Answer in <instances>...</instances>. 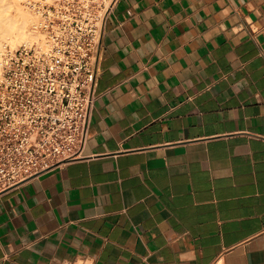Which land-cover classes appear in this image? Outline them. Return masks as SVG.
<instances>
[{
  "label": "crops",
  "instance_id": "0c3cea01",
  "mask_svg": "<svg viewBox=\"0 0 264 264\" xmlns=\"http://www.w3.org/2000/svg\"><path fill=\"white\" fill-rule=\"evenodd\" d=\"M81 157L0 191V264H264V0H118Z\"/></svg>",
  "mask_w": 264,
  "mask_h": 264
},
{
  "label": "built area",
  "instance_id": "2783aa9c",
  "mask_svg": "<svg viewBox=\"0 0 264 264\" xmlns=\"http://www.w3.org/2000/svg\"><path fill=\"white\" fill-rule=\"evenodd\" d=\"M118 0H24L41 40L0 53V191L81 157Z\"/></svg>",
  "mask_w": 264,
  "mask_h": 264
},
{
  "label": "bare ground",
  "instance_id": "6f19581e",
  "mask_svg": "<svg viewBox=\"0 0 264 264\" xmlns=\"http://www.w3.org/2000/svg\"><path fill=\"white\" fill-rule=\"evenodd\" d=\"M31 21L27 11L20 10L15 3L0 0V51L5 43L12 46L21 42L32 43L33 34L29 30Z\"/></svg>",
  "mask_w": 264,
  "mask_h": 264
},
{
  "label": "rangeland",
  "instance_id": "374dc122",
  "mask_svg": "<svg viewBox=\"0 0 264 264\" xmlns=\"http://www.w3.org/2000/svg\"><path fill=\"white\" fill-rule=\"evenodd\" d=\"M5 2H9L10 4L12 3H15V5L17 7L20 8V10L22 9L23 11H27V13H29V16L31 17V22H30V25L29 26V30L30 32L33 34V42L35 41H38V40H41L42 39V36L40 35V33L38 32V30L35 28V24H36V16L23 4L24 0H4ZM24 42H21V43H18L17 45L15 46H12L10 45L9 43H5L3 48L4 47H9V48H16L17 46H19L20 44H22ZM2 48V50H3ZM2 50L0 52H2Z\"/></svg>",
  "mask_w": 264,
  "mask_h": 264
}]
</instances>
